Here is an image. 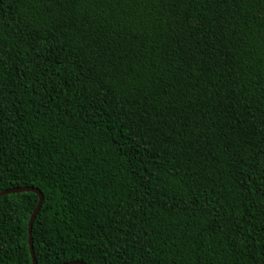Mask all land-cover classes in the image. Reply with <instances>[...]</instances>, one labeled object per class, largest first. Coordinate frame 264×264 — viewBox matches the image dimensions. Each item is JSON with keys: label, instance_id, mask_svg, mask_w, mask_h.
Here are the masks:
<instances>
[{"label": "trees", "instance_id": "trees-1", "mask_svg": "<svg viewBox=\"0 0 264 264\" xmlns=\"http://www.w3.org/2000/svg\"><path fill=\"white\" fill-rule=\"evenodd\" d=\"M36 264H264V0H0V191ZM31 191L0 264H31Z\"/></svg>", "mask_w": 264, "mask_h": 264}, {"label": "water", "instance_id": "water-1", "mask_svg": "<svg viewBox=\"0 0 264 264\" xmlns=\"http://www.w3.org/2000/svg\"><path fill=\"white\" fill-rule=\"evenodd\" d=\"M22 191H31V192L35 193L36 196H37V202H36L35 207L33 208L32 212L30 213L29 219L27 221V244H28V250H29V254H30V258H31V264H36L34 256H33L32 246H31L30 226H31L32 220H33V218H34V216H35L36 212L38 211L39 206L41 204V200H42L41 193L35 188L24 187L23 186V187H14V188H10V189H7V190H2V191H0V195L7 194V193H17V192H22ZM60 264H84V263L79 262V261H68V262H63V263H60Z\"/></svg>", "mask_w": 264, "mask_h": 264}]
</instances>
